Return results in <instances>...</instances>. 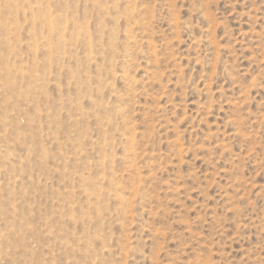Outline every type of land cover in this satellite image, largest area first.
I'll use <instances>...</instances> for the list:
<instances>
[{
  "label": "rangeland",
  "instance_id": "rangeland-1",
  "mask_svg": "<svg viewBox=\"0 0 264 264\" xmlns=\"http://www.w3.org/2000/svg\"><path fill=\"white\" fill-rule=\"evenodd\" d=\"M0 264H264V0H0Z\"/></svg>",
  "mask_w": 264,
  "mask_h": 264
}]
</instances>
